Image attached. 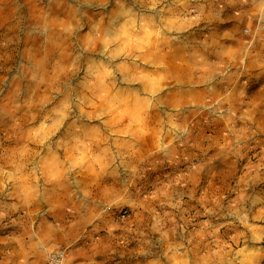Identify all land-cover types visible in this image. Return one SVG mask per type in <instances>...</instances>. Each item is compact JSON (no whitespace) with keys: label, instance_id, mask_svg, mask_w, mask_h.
I'll return each mask as SVG.
<instances>
[{"label":"clouds","instance_id":"clouds-1","mask_svg":"<svg viewBox=\"0 0 264 264\" xmlns=\"http://www.w3.org/2000/svg\"><path fill=\"white\" fill-rule=\"evenodd\" d=\"M261 89L264 0H0V264H264Z\"/></svg>","mask_w":264,"mask_h":264},{"label":"rangeland","instance_id":"rangeland-1","mask_svg":"<svg viewBox=\"0 0 264 264\" xmlns=\"http://www.w3.org/2000/svg\"><path fill=\"white\" fill-rule=\"evenodd\" d=\"M261 91H264V89H261ZM198 119H201L202 120V118H199V117H198ZM217 131H218V129L205 126L202 134L203 135H206V136L207 135H213ZM220 172H221V179L219 181H217V180H215V178H210L208 180V186H214L216 188H220L221 190H225V188L222 187L223 181L225 179H228L231 174L228 171V169L225 168L224 166H221Z\"/></svg>","mask_w":264,"mask_h":264}]
</instances>
